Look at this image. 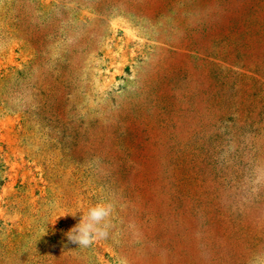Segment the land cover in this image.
<instances>
[{
  "label": "rangeland",
  "instance_id": "374dc122",
  "mask_svg": "<svg viewBox=\"0 0 264 264\" xmlns=\"http://www.w3.org/2000/svg\"><path fill=\"white\" fill-rule=\"evenodd\" d=\"M34 61L71 78L74 128L135 109L125 169L33 114ZM99 203L109 236L69 242ZM0 264H264V0H0Z\"/></svg>",
  "mask_w": 264,
  "mask_h": 264
},
{
  "label": "trees",
  "instance_id": "16d2710c",
  "mask_svg": "<svg viewBox=\"0 0 264 264\" xmlns=\"http://www.w3.org/2000/svg\"><path fill=\"white\" fill-rule=\"evenodd\" d=\"M33 66H35L38 71L35 70L34 73L32 71V67L29 66L24 71L17 72L12 81V86L14 88L27 90L29 93V97L32 99L31 102L36 106V111L33 112V114H35L41 121L42 114L48 115V119L50 120V122H48L49 126H52L51 128L53 129L59 128L58 132L61 134L69 135L74 133L73 130H75V146L77 142L79 145L80 141H82L83 148H86L89 153L97 155L96 157L108 170H110L109 167L113 168L115 162L117 161H121V170L125 169V157L123 158L121 155L127 152V146L123 139L126 135L124 134L125 132L122 131L120 125L122 117L128 115V113H135V109L133 107L120 108L115 114L111 113L110 117L107 118L109 123L106 126L104 125L106 122L104 119V123L92 122L93 124L90 126L88 125V128H85V130L82 125H78L74 128L75 125H72V119H69L68 122L64 119V117L69 116L75 118V114L71 111L72 108L65 112V102L69 100L67 95H69V91H71L70 89H67V87L71 84V78L66 77L64 70H60L61 66L57 63L51 67H48L45 63V67L49 71L45 68L41 71L43 69L41 62L37 64V61H34ZM190 77L192 76H186L185 79L189 78L190 80ZM222 84L217 85V91L215 93V100L218 94L219 104L225 97V91L223 90L224 84ZM233 85L234 84H230L229 86L233 88ZM152 96L155 97L152 100L151 105H153V107L156 106L154 110L156 115L155 120L157 121L156 128L158 130L160 128L164 130L169 127V122H172L174 119L176 120L179 115V113L175 110V101H173V99H165L164 96H160L163 98H158L157 91L153 92ZM217 102L215 104H217ZM215 109L216 108H213V110ZM60 123H62L61 127L59 126ZM66 126H68V129L72 131L67 130L65 128ZM108 137H111L112 141H110L111 138ZM188 145V143L180 145L179 148H183L181 153L190 148L187 147ZM108 152L110 154H108Z\"/></svg>",
  "mask_w": 264,
  "mask_h": 264
},
{
  "label": "clouds",
  "instance_id": "9594fccd",
  "mask_svg": "<svg viewBox=\"0 0 264 264\" xmlns=\"http://www.w3.org/2000/svg\"><path fill=\"white\" fill-rule=\"evenodd\" d=\"M113 211L112 203L91 206L86 214L82 215L80 222L66 234L68 241L81 248H87L97 240L106 239L109 236L110 217Z\"/></svg>",
  "mask_w": 264,
  "mask_h": 264
}]
</instances>
